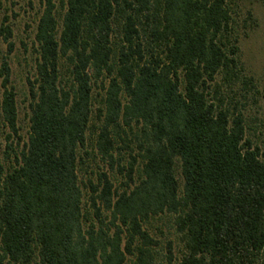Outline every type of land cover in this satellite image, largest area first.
Instances as JSON below:
<instances>
[{
    "label": "trees",
    "instance_id": "obj_1",
    "mask_svg": "<svg viewBox=\"0 0 264 264\" xmlns=\"http://www.w3.org/2000/svg\"><path fill=\"white\" fill-rule=\"evenodd\" d=\"M60 5L58 31L42 0L26 142L6 146L7 168L0 158V264H152L145 226L157 217L169 218L176 264H264V164L243 114L258 91L242 75L228 0ZM10 38L0 23L7 53ZM0 77L14 136L5 61ZM237 85L239 103L222 92Z\"/></svg>",
    "mask_w": 264,
    "mask_h": 264
},
{
    "label": "rangeland",
    "instance_id": "obj_2",
    "mask_svg": "<svg viewBox=\"0 0 264 264\" xmlns=\"http://www.w3.org/2000/svg\"><path fill=\"white\" fill-rule=\"evenodd\" d=\"M55 4V18L60 28L62 7L60 2ZM228 6L233 19V34L237 39L238 60L242 68V75L250 78L258 91L256 106L250 103L244 109L245 137L255 145L261 154L260 160L264 164V0H228ZM42 11V0H0V23L8 26L11 31V52H6V45L0 39V65L5 61L8 68L7 88L14 94L16 107V135H12L3 125L0 118V158L5 168L12 162L13 153L9 152V160H4L6 146L17 153L26 142L28 133V104L29 83L34 78L35 48L34 32L37 20ZM220 83V78H217ZM1 82V77H0ZM239 85L232 92L222 89L223 96L233 102H242ZM2 89L0 88V99ZM102 93L97 88L92 89V108L99 106ZM248 95V94H247ZM247 97V96H246ZM228 99H226L227 101ZM92 137H88V143ZM120 145V144H119ZM93 169H104L95 159L91 162ZM111 176V175H110ZM175 177L180 182L179 170L175 168ZM82 178V177H81ZM113 187H119L123 179L112 176ZM150 238L156 242L151 248L152 264H176L179 257V246L171 229L168 217H157L145 226ZM170 247V261H168L167 245ZM126 264H132L127 259Z\"/></svg>",
    "mask_w": 264,
    "mask_h": 264
}]
</instances>
